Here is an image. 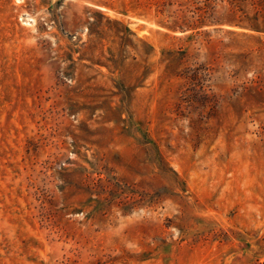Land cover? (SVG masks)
I'll use <instances>...</instances> for the list:
<instances>
[{
	"label": "rangeland",
	"instance_id": "1",
	"mask_svg": "<svg viewBox=\"0 0 264 264\" xmlns=\"http://www.w3.org/2000/svg\"><path fill=\"white\" fill-rule=\"evenodd\" d=\"M20 1L0 264H264V0Z\"/></svg>",
	"mask_w": 264,
	"mask_h": 264
},
{
	"label": "bare ground",
	"instance_id": "2",
	"mask_svg": "<svg viewBox=\"0 0 264 264\" xmlns=\"http://www.w3.org/2000/svg\"><path fill=\"white\" fill-rule=\"evenodd\" d=\"M17 1L19 2L20 0H17ZM20 2H21V1H20ZM30 21H33V20L30 19Z\"/></svg>",
	"mask_w": 264,
	"mask_h": 264
}]
</instances>
